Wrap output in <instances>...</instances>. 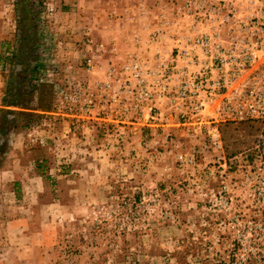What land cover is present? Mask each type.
Wrapping results in <instances>:
<instances>
[{
	"label": "rangeland",
	"instance_id": "1",
	"mask_svg": "<svg viewBox=\"0 0 264 264\" xmlns=\"http://www.w3.org/2000/svg\"><path fill=\"white\" fill-rule=\"evenodd\" d=\"M179 1L131 0L138 22L111 8L114 33L141 31L135 50L102 36V0H0V264H264V124H220L214 149L174 116L121 119L102 92L89 105L98 45L146 58Z\"/></svg>",
	"mask_w": 264,
	"mask_h": 264
},
{
	"label": "built area",
	"instance_id": "2",
	"mask_svg": "<svg viewBox=\"0 0 264 264\" xmlns=\"http://www.w3.org/2000/svg\"><path fill=\"white\" fill-rule=\"evenodd\" d=\"M175 9L176 19L160 20L150 34L146 58L98 45L95 58L100 52L110 56L89 105L98 92L109 94L110 114L119 110L121 119L132 114L134 121L167 124L174 116L188 124L189 138L204 131L220 149L218 125L264 124V0H180ZM125 14L136 22L145 10ZM140 33L131 37L135 50ZM161 105L171 112L168 121L162 120ZM182 162L193 166V154ZM252 171V187L264 188V160Z\"/></svg>",
	"mask_w": 264,
	"mask_h": 264
},
{
	"label": "crops",
	"instance_id": "3",
	"mask_svg": "<svg viewBox=\"0 0 264 264\" xmlns=\"http://www.w3.org/2000/svg\"><path fill=\"white\" fill-rule=\"evenodd\" d=\"M102 2H103L102 8L104 10L106 9V21H105V26L103 28L97 27L100 30L102 29V36L105 38H109L110 40H112L113 38L114 39H120V40L126 39V41L128 39H131V37L129 38V35H128L129 34L128 31L131 29V26L124 24L123 26H121L122 28H120V30L116 29V32L114 33L115 27H114L113 23H115V21H113L112 17H108L109 12L112 11L111 8L114 6L120 7V10H118V12L116 11L118 16H122V15L125 16L126 15L125 12L127 14H130L129 10H126L125 8H129V7L133 6V3L131 2V0H115L114 2H113V0H111V1L110 0H102ZM138 21H140V19H137L136 22H138ZM118 22H119V19L116 20V27H117ZM108 24H109V26H108Z\"/></svg>",
	"mask_w": 264,
	"mask_h": 264
},
{
	"label": "trees",
	"instance_id": "4",
	"mask_svg": "<svg viewBox=\"0 0 264 264\" xmlns=\"http://www.w3.org/2000/svg\"><path fill=\"white\" fill-rule=\"evenodd\" d=\"M16 62L21 65L23 63V59H18ZM12 92H13V94H12ZM10 94L14 95V97H15L17 93L14 91H10ZM12 104H13V102H12ZM13 106H15V105L13 104Z\"/></svg>",
	"mask_w": 264,
	"mask_h": 264
}]
</instances>
